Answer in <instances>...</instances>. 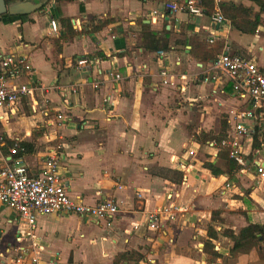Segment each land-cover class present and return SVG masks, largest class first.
I'll return each instance as SVG.
<instances>
[{"label": "crops", "instance_id": "1", "mask_svg": "<svg viewBox=\"0 0 264 264\" xmlns=\"http://www.w3.org/2000/svg\"><path fill=\"white\" fill-rule=\"evenodd\" d=\"M33 1L43 3L33 14L0 17V63L15 55L33 69L8 79L7 86L39 87L0 110V169L19 159L39 171L60 146L61 174L71 197L89 205L114 200L120 213L101 223L54 214L40 217L31 231L18 212L0 203V264H113L123 253L131 259L121 264H264L255 240L242 241L246 246L238 249L228 236H238L250 224L264 225V179L257 171L264 149L247 161L245 172L238 166L233 177L215 176L205 167L226 169L220 148L203 134L218 136L226 123L231 136L230 111L249 106L231 79L213 69L215 59H206L204 50L193 54L191 43L192 36L209 50L223 43V53L242 55L264 72V12L257 33L249 35L229 20L215 24L207 13L168 10L176 0ZM229 2L261 13L253 0H214L216 9ZM62 19H70L72 38L63 37ZM109 19L108 26L94 31ZM143 24L154 32L169 31V49L148 51ZM88 56L97 57L90 68L78 70L77 61ZM164 71L170 76L163 77ZM114 74L122 79L116 81ZM246 126L247 159L264 120ZM39 131L42 136L35 138ZM12 143L36 148L16 158L8 147ZM170 204L183 212L174 221L164 218L169 244L148 229L146 220ZM206 243L218 256L204 252ZM260 248L264 254V240Z\"/></svg>", "mask_w": 264, "mask_h": 264}, {"label": "built area", "instance_id": "2", "mask_svg": "<svg viewBox=\"0 0 264 264\" xmlns=\"http://www.w3.org/2000/svg\"><path fill=\"white\" fill-rule=\"evenodd\" d=\"M172 12H186L191 16H199L205 13V8L200 0H176L166 5ZM217 25H224L227 19L220 9L212 16ZM52 32L60 33L56 21H51ZM210 43H214L211 40ZM162 56L165 53H160ZM92 60L82 58L77 61V69L83 70L91 67ZM213 69L225 73L233 82V88L241 100L248 103V108L233 109L230 111L235 126L234 134L222 141V146L229 149V157L241 171L248 169L247 159L243 149L242 140L249 137L250 128L246 122L255 119L264 120V72L254 63L248 61L242 55L232 54L228 50L219 55L213 62ZM0 110L4 107L16 105L23 97L31 96L39 89L33 85L7 86L10 78L20 77L32 72V67L27 59L15 55H8L0 63ZM114 79L120 81L122 76L114 74ZM163 77H168L167 72H162ZM166 79L164 84H168ZM110 98L105 99L108 103ZM63 119V115H59ZM215 145V143L213 144ZM217 147V146H216ZM19 145L11 153L16 154ZM190 157L195 155L189 151ZM61 147L51 151L44 160L39 171H34L16 160L12 165H6L0 169V203L14 209L20 215L22 221L34 230L40 217H48L54 214H70L92 219L98 223L112 221L120 213L118 202L114 200L102 201L96 205L86 204L83 200L71 197L70 189L64 183L62 177ZM186 166H184L185 168ZM258 174L264 179V167L258 166ZM227 187H231L227 185ZM180 207L170 204L160 207L149 213L146 223L148 229L155 233L156 237L171 243L165 232L164 218L168 221L176 220L177 214L182 211ZM37 262V259H34Z\"/></svg>", "mask_w": 264, "mask_h": 264}, {"label": "trees", "instance_id": "3", "mask_svg": "<svg viewBox=\"0 0 264 264\" xmlns=\"http://www.w3.org/2000/svg\"><path fill=\"white\" fill-rule=\"evenodd\" d=\"M7 2L16 1V0H6ZM26 1V0H22ZM61 1V0H59ZM256 2L260 9L261 13L254 14L252 12V9H249L245 7L242 4L229 2V3H222L220 5V11L222 15L231 22L232 26L239 32L243 34H249L254 35L258 31L259 22H260V16L264 12V0H253ZM201 4L205 8V13L210 14L211 16L214 15L216 12V7L214 0H200ZM113 19L109 20H103L99 21L95 27L94 31L101 30L104 27L108 26ZM62 25H63V37L64 38H72L74 35V29L72 27L70 19H62ZM142 35L145 42V48L148 51L154 52V51H165L169 49V36L170 32L166 31L164 29L162 32H154L150 29V27L146 24H143V31ZM195 36H192V47L194 49L193 54H195V51L198 50H204L205 51V58H212L216 59V57L223 53V43H217L214 47V49H208L209 47L205 44H200L199 41ZM97 56H88L85 58L92 59L96 58ZM226 123H224V127L221 131V133L218 136H211L209 137L207 134H203L205 137V140H209L210 142H214L215 146L220 148V158H222L225 161L226 169H221L217 165L213 163H206L205 167L209 169L212 174L215 176H220L223 174H227L230 177H233V175L238 171V165L229 157V149L222 146V141L227 139L228 135L226 134ZM42 131H39L38 133L34 134L35 138H39L42 136ZM17 146L15 143L9 144L8 147L11 149H14ZM36 146L33 143H22L19 145V149H17L15 157L21 158L27 153H32L35 150ZM264 148V131L259 130L258 128L255 131L254 134V143L252 148V153L247 157V161H253L255 158V153L262 150ZM217 214V213H216ZM214 213V218H215ZM210 237L215 238V234L213 230L209 231ZM228 236L235 241L236 245L238 246V249H243L246 244H242V241L244 240H255L254 246L257 247L258 253L261 257V259H264L263 249L260 248L261 242L264 240V225H258V224H250L249 226L242 229L240 234L237 236L232 232L228 233ZM205 253L210 254L212 257L218 256V253L215 252L214 246L212 243H206ZM131 254L130 253H123L116 257L115 262L113 264H121L126 261H130Z\"/></svg>", "mask_w": 264, "mask_h": 264}, {"label": "water", "instance_id": "4", "mask_svg": "<svg viewBox=\"0 0 264 264\" xmlns=\"http://www.w3.org/2000/svg\"><path fill=\"white\" fill-rule=\"evenodd\" d=\"M43 7V3H36L33 0L29 1H11L0 0V17L4 15L10 16H26L39 11ZM264 167V163H260Z\"/></svg>", "mask_w": 264, "mask_h": 264}, {"label": "rangeland", "instance_id": "5", "mask_svg": "<svg viewBox=\"0 0 264 264\" xmlns=\"http://www.w3.org/2000/svg\"><path fill=\"white\" fill-rule=\"evenodd\" d=\"M264 149V148H263Z\"/></svg>", "mask_w": 264, "mask_h": 264}]
</instances>
